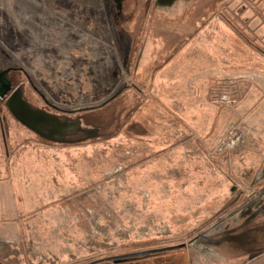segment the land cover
Instances as JSON below:
<instances>
[{"label":"rangeland","instance_id":"374dc122","mask_svg":"<svg viewBox=\"0 0 264 264\" xmlns=\"http://www.w3.org/2000/svg\"><path fill=\"white\" fill-rule=\"evenodd\" d=\"M0 54L39 108L101 134L51 143L0 112V219L36 216L32 245L69 264L264 249V182L243 173L264 163V0H125L120 15L112 0H0ZM233 126L245 146L218 154Z\"/></svg>","mask_w":264,"mask_h":264},{"label":"crops","instance_id":"0c3cea01","mask_svg":"<svg viewBox=\"0 0 264 264\" xmlns=\"http://www.w3.org/2000/svg\"><path fill=\"white\" fill-rule=\"evenodd\" d=\"M254 58V61L260 60L257 56H254ZM258 67L261 68V66ZM257 73L258 75H260L259 77L264 76V72ZM255 86H257V83H255ZM263 164L258 167L251 166L249 169L248 166H245V170L243 173L254 174V176L251 178V181L254 182V184H261L262 182H264ZM16 218H18L19 221H24V223L20 225L14 224L17 221ZM36 218V216H23L20 214V216L16 217L10 215L2 217L0 219V257L4 260L6 259L7 261H13V255L15 261H17L16 264H69V262L65 263V260H67L68 258H64L65 256L63 254L65 253V251L62 247L57 248V251L55 252V248H53L52 246L44 247L35 244L32 245L33 240L31 237V233L33 232V229L36 228V225H33L32 222L37 221ZM136 251H138V249ZM132 252H128V254ZM55 253L61 254L59 259L57 258L59 260L57 262L54 261ZM251 255L252 253L250 252L248 256L243 259V262L241 264H264V249L260 252H257L256 256L254 257H251ZM118 256H121V254ZM111 257L114 256L97 257L96 261L88 264H182L185 261V257H180V255H172L170 257L164 258L142 257L137 259H128L120 262L107 260Z\"/></svg>","mask_w":264,"mask_h":264},{"label":"water","instance_id":"95a60500","mask_svg":"<svg viewBox=\"0 0 264 264\" xmlns=\"http://www.w3.org/2000/svg\"><path fill=\"white\" fill-rule=\"evenodd\" d=\"M116 6L118 14L123 10V2L125 0H112ZM172 3V2H171ZM169 3V4H171ZM167 4V5H169ZM118 95L112 98L115 99ZM7 108L12 116L23 126L35 133L40 138L57 144H72L74 142L82 143L86 140L99 138L101 136L99 129L86 128L82 121H74L70 118L61 119L60 117L47 113L40 109H33L28 104L23 95V90L18 89L8 100ZM83 136L82 139L76 141L74 137ZM186 244L170 246L161 249H153L142 252H136L121 256L111 257L107 260L120 262L128 259H137L155 254L169 251H175L186 248Z\"/></svg>","mask_w":264,"mask_h":264},{"label":"flooded vegetation","instance_id":"af4514ba","mask_svg":"<svg viewBox=\"0 0 264 264\" xmlns=\"http://www.w3.org/2000/svg\"><path fill=\"white\" fill-rule=\"evenodd\" d=\"M6 58L8 59L10 57L0 54V112L2 111V109L5 108L10 113V115L12 116L11 112L7 108L8 100L11 98V96L18 89H22L25 101L28 104H30L33 109H40V110H43L47 113H51L45 108H42V109L39 108L33 102L32 97L29 96L32 93H34L35 95H38L41 99H43V101L47 105V107H50V105H51L47 101L45 96L41 93V91L38 89V87L36 86V84L32 80V77L27 73L25 68L22 66H17V65H12V64L9 65L7 63ZM26 86H28V87H26ZM31 91H32V93H31ZM19 124H21V123H19ZM4 125H5V118H0L2 139H3V143L5 145V149H7V147H6V144H7L6 143V136L7 135H6V129H5ZM23 127L26 128L25 126H23ZM26 129H28V128H26Z\"/></svg>","mask_w":264,"mask_h":264},{"label":"built area","instance_id":"2783aa9c","mask_svg":"<svg viewBox=\"0 0 264 264\" xmlns=\"http://www.w3.org/2000/svg\"><path fill=\"white\" fill-rule=\"evenodd\" d=\"M221 100L224 103H231L226 95L223 96ZM245 144L246 139L243 132L240 128L233 126L229 129L227 134L217 142L215 145V151L218 154H229L237 148L244 147Z\"/></svg>","mask_w":264,"mask_h":264},{"label":"trees","instance_id":"16d2710c","mask_svg":"<svg viewBox=\"0 0 264 264\" xmlns=\"http://www.w3.org/2000/svg\"><path fill=\"white\" fill-rule=\"evenodd\" d=\"M226 219H227V218H226ZM224 220H225V219H224ZM222 222H223V221H221L220 223H222ZM220 223H218V224H220ZM218 224H217V225H218ZM209 230L211 231V229H209ZM207 233H208V231H207V232H205V233H204V235H206ZM201 237H203V236H199L198 238H196V239H195V240H193L192 242H194V241L198 240V239H199V238H201ZM192 242H191V243H192ZM254 256H256V253L251 255V257H254Z\"/></svg>","mask_w":264,"mask_h":264}]
</instances>
